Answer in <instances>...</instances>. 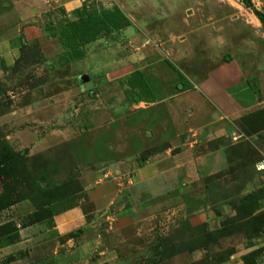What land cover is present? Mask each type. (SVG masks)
Returning <instances> with one entry per match:
<instances>
[{
  "label": "rangeland",
  "instance_id": "obj_1",
  "mask_svg": "<svg viewBox=\"0 0 264 264\" xmlns=\"http://www.w3.org/2000/svg\"><path fill=\"white\" fill-rule=\"evenodd\" d=\"M252 2L264 13V0ZM124 9L133 25L81 46L85 58L47 56L32 41L0 79V154L11 157L0 164L16 201L0 226L20 237L0 242V264H264V118H255L264 25L241 0H127ZM50 42L41 40L60 51ZM83 75L92 89L82 91ZM214 79L232 81L241 112L210 115L216 100L200 92ZM156 156L176 160L164 170L178 180L163 193L142 186L99 244L98 233L71 242L80 233L56 232L54 217L81 203L84 172Z\"/></svg>",
  "mask_w": 264,
  "mask_h": 264
},
{
  "label": "crops",
  "instance_id": "obj_2",
  "mask_svg": "<svg viewBox=\"0 0 264 264\" xmlns=\"http://www.w3.org/2000/svg\"><path fill=\"white\" fill-rule=\"evenodd\" d=\"M85 1H100L106 7L116 4L124 9L127 0H0V79L20 58L23 36L29 42L38 39L45 40L51 45L50 38L44 33L45 25L51 21L72 19L74 11ZM61 10H64L65 14ZM128 13L132 15L131 12ZM44 51L51 57H55L59 52L48 46ZM231 82L214 79L202 83L206 90L201 88V97L207 101L214 97L216 102L210 115L216 113L219 121L242 110V105L235 100L233 102L231 99L233 96L227 92L229 90L227 85ZM208 109L206 118L209 116ZM164 158L167 157L156 156L143 167L132 163L124 165L118 163L104 170L84 172L82 180L78 183L80 205L57 214L54 217V229L60 236L80 233L78 238L72 237L71 242L80 241L87 232L89 235L98 233L92 239L93 244L96 242L99 244L102 235L107 232V227L104 228L106 220L113 219L110 215L116 214L117 211L120 222L122 219H128L130 212L134 211L133 197L142 186L152 192L163 193L178 180L175 170L170 169L167 172L164 170L166 166L174 165L176 160L167 161ZM124 197L127 199L122 204ZM83 204L90 206L89 212L85 211ZM92 245L89 244L88 248Z\"/></svg>",
  "mask_w": 264,
  "mask_h": 264
},
{
  "label": "trees",
  "instance_id": "obj_3",
  "mask_svg": "<svg viewBox=\"0 0 264 264\" xmlns=\"http://www.w3.org/2000/svg\"><path fill=\"white\" fill-rule=\"evenodd\" d=\"M246 8L251 9L259 21L264 25V13L258 11L252 0H241ZM97 1H85L83 5L74 11V17L72 19H61L57 20V23H60L59 30L48 27L45 25L44 33H47V37L50 39L56 40L60 47L58 48L64 55L71 56L72 58L83 59L85 58V53L82 51L81 46L87 45L91 42H94L102 37H108L115 33H118L126 28H129L133 25L131 18L125 13V11L118 5H114L110 8L102 7V9L94 8V5ZM65 14L64 10H61ZM54 23H56L54 21ZM25 36L21 38V50L22 54L15 64L19 62L23 56L24 50L28 48L32 41L25 40ZM35 44L39 47L41 52L46 55L44 51L43 44L40 40H34ZM44 48V49H43ZM64 51V52H63ZM60 54V55H61ZM48 56V55H47ZM167 64L174 71L177 72L180 77L181 82L186 83V78L183 73L177 69V67L171 63L169 60L166 61ZM257 90L258 87H257ZM256 94V90H253ZM92 92V91H89ZM255 118L262 120L264 118V109L256 114ZM1 148V147H0ZM2 153V152H0ZM0 160L3 163H7L11 160V157L8 155L2 156L0 154ZM6 168L2 167L0 164V210H3L9 206H12L16 201H11L7 196V190L11 182L5 178ZM54 199V201L60 200ZM53 202V201H52ZM40 204L43 205L42 202ZM39 204V206H40ZM17 229L12 224H3L0 226V242L2 244H15L20 241L19 235L16 233ZM10 235V236H9Z\"/></svg>",
  "mask_w": 264,
  "mask_h": 264
},
{
  "label": "water",
  "instance_id": "obj_4",
  "mask_svg": "<svg viewBox=\"0 0 264 264\" xmlns=\"http://www.w3.org/2000/svg\"><path fill=\"white\" fill-rule=\"evenodd\" d=\"M82 80H83V82H84V85H83V87H82V91L92 89V87H93V83H92V81L90 80V78H89L88 75H83V76H82ZM250 85H251V87H252L254 90H256L257 95L259 96V95H260V91L257 90L256 81H255V80H252V81L250 82ZM92 94L94 95V92H93ZM126 199H127V198L124 197L121 203L123 204V203L126 201Z\"/></svg>",
  "mask_w": 264,
  "mask_h": 264
}]
</instances>
